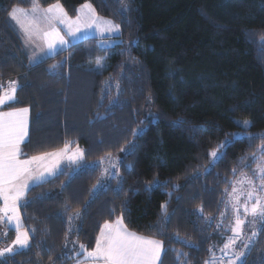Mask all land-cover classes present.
I'll return each mask as SVG.
<instances>
[{
	"label": "trees",
	"instance_id": "1",
	"mask_svg": "<svg viewBox=\"0 0 264 264\" xmlns=\"http://www.w3.org/2000/svg\"><path fill=\"white\" fill-rule=\"evenodd\" d=\"M57 2L72 18L90 2L120 32L112 45L85 37L30 63L9 12L33 0H0V84L18 86L6 108L29 109L23 156L66 144L83 154L82 165L27 193L30 248L0 261L82 262L80 245L91 251L104 222L123 212L129 230L163 242L162 264H205L229 234L220 217L227 189L264 142V0H37ZM232 134L213 165L210 152ZM109 154L121 161L120 178L94 191L101 169L91 163ZM15 235L9 229L0 249ZM246 264H264V232Z\"/></svg>",
	"mask_w": 264,
	"mask_h": 264
},
{
	"label": "snow or ice",
	"instance_id": "2",
	"mask_svg": "<svg viewBox=\"0 0 264 264\" xmlns=\"http://www.w3.org/2000/svg\"><path fill=\"white\" fill-rule=\"evenodd\" d=\"M122 13L128 9H122ZM37 0H33V18L28 20L27 13L23 9H18L13 6L9 12L10 20L16 21L21 24L20 16L24 17L25 32L29 35L37 34L40 31L39 21L43 20L50 27L49 30L43 31V38L46 44V51L55 52L57 44L64 46L70 43L61 35L60 30L56 27L57 24L65 25L67 35L72 39H77L78 34L86 32L95 26V29L103 35L108 33H119L120 25L114 24L112 21H103L105 27H101V18L96 15L95 9L90 3H85L78 10L79 13L72 20L68 17L66 11L60 3L49 5L42 10ZM264 40V37L261 38ZM103 58H97L96 64L98 68L103 66ZM37 61L42 62L40 57H30V63ZM55 67V65H53ZM18 86L16 82H10V89L0 93V106L5 105L7 102L16 100V92ZM28 108H13L10 111H0V200L3 201V206L0 207V221L7 218L8 222L15 221V239L8 247L0 249V258L7 255L14 256L20 250L30 248L31 236L28 230H24L20 222L19 207L26 206L27 201L25 197L27 193L36 186H39L58 174L59 159L62 153H45L44 155L32 156L27 159H21L23 155L21 145L28 137ZM244 125L250 124L247 119L244 120ZM143 129H138L133 132V136L139 137ZM239 134H232V140H225L222 142L217 150L210 152L213 158V165L216 161L223 159L226 155V150L236 141ZM135 147L131 144L128 149L122 148L121 152H129ZM67 144L65 145V149ZM223 150V151H222ZM260 151L264 153V146H261ZM83 154L80 152L73 153L68 157L69 160L76 162L82 159ZM254 158V157H253ZM110 167L104 170L105 175L110 178H120L119 168L121 161L119 159L112 160L109 154ZM128 167H131L130 165ZM114 170V171H113ZM235 171V169L233 170ZM255 180H259L257 184ZM247 184V189H237L235 186L232 188L231 207L235 214L234 224L231 226L230 231L232 236L227 238V241L220 249L224 256H229L230 251L232 258L229 259L227 264H246L247 255L250 254L251 247L254 246L255 240L260 232H264V162L258 165L256 175L254 178H246L240 182ZM108 190V189H105ZM241 197H244L241 202ZM165 215H167V203L161 205ZM122 209L127 210L126 202L122 204ZM115 212V209L111 210ZM202 211V209H201ZM243 217L251 216V220H246ZM222 215H224L222 213ZM82 213L76 211L74 215L68 216V221L71 223L73 220L80 219ZM259 222V228L255 225ZM170 223V218L166 220ZM253 226L251 236L243 237L242 233L245 225ZM219 227V226H218ZM72 229H69L71 232ZM178 238V237H177ZM241 240L244 250L235 251L236 241ZM187 243V241H185ZM191 246V245H190ZM80 250L86 253V259H91L94 264H162L161 254L164 251L163 242L156 239L138 236L130 232L124 223L123 212L117 216L113 221H105L100 229V234L96 238L95 248L87 251L84 245H80ZM80 252L76 255L80 256ZM179 255V253H178ZM187 255V254H185ZM51 259V257H49ZM0 264H6V261H0ZM82 264V262H81ZM211 264V262H205Z\"/></svg>",
	"mask_w": 264,
	"mask_h": 264
},
{
	"label": "rangeland",
	"instance_id": "3",
	"mask_svg": "<svg viewBox=\"0 0 264 264\" xmlns=\"http://www.w3.org/2000/svg\"><path fill=\"white\" fill-rule=\"evenodd\" d=\"M85 3H90V2H85ZM18 7H20V6H18ZM21 8H23V7H21ZM30 8L33 9V6L30 7ZM30 8H27V9H30ZM41 8H43V7H41ZM41 14H42V10H41L40 13H36L35 15H41ZM79 14H81V13H79ZM33 15H34L33 12H30V16L28 17V20H32ZM96 15L101 18V27H105V25H103V23H102L103 21H112L114 24H116L110 18L103 17V16H100L98 14H96ZM68 17L71 18L72 20H75V18H76V17L72 18L70 16H68ZM20 19L22 20L21 24H24V17L22 15H20ZM24 27H27V24H24ZM24 27L20 26L21 36H23V40H24L26 48L28 49V51H30L29 61H30V57H33L34 55L37 56V57H40V59H42V58H44L46 56L52 55L55 52L67 47L68 45H70L73 42H76L78 40H81V39H83L85 37H90V36L98 37V39L100 41V44L102 46H109V45H112V44H114L116 42V38L115 37L119 34V33H108V32H105L103 35H101V33L98 32L95 29V26H94L92 29H90V30H88L86 32H82L81 34H78V38L77 39H72L71 37H69L66 34L67 33L66 26L65 25H61V24H57L56 27L60 30L61 35H63L66 40H69L70 43L67 44V45H64V46H61V45L57 44V46H56V50L57 51L51 52V51H46V44H45V41H44V38H43V31L49 30L48 28L50 27L46 22H44L43 20L39 21L40 31L37 34L31 35L30 39H29V35L25 32ZM10 82H12V80H8L5 83V85L3 86L2 91H1L2 93L4 91L10 89ZM261 146H264V142L258 146L257 151H256V153L253 156L254 158L252 157V159L250 161V165L247 167V169L245 171H243V172H239L237 174V176L231 181V185L227 189L226 197H225V206H224V209L222 211V213L224 215L221 214V216H220L224 229L229 232V234L226 236L225 242L227 241V238L229 236L233 235L232 232L230 231V228L234 224V216H235V214H234V212L232 210V207H231V203H230L232 198L229 195V193L232 192L233 186H235L238 190L239 189H247L248 185L246 183L245 184H241L240 182L245 180L246 178H254L255 175H256V170L258 168V165L261 164V162H264V153H262L260 151ZM76 152L82 153V150H81V148L79 146L71 147V146L67 145L66 149H65V146H64V148H62V149L60 148V150L59 149L58 150H54V151L49 152V153H62V155H61V157L59 159V165H58V172H59V171L63 170L66 166H69V165H82L83 164V157H82V159H79L76 162H73V161L68 159L69 156H71L73 153H76ZM44 154H38V155H44ZM33 156H37V155H33ZM111 156H113V155H111ZM30 157H32V156H30ZM108 157H109V155L103 157L100 160H97V161L91 163L92 165H97L98 164L100 166V169H101L100 177L98 179V182L96 183V186L94 187V191L99 190L100 188H102V187L107 185L109 176L105 175L104 170L106 168L110 167L108 165H105V163L108 162ZM27 158H29V157H27ZM27 158H22L21 157V159H27ZM111 158H113V157H111ZM255 182L258 184L259 180H255ZM261 195H264V193H261ZM243 200H244V197H241V202H243ZM2 206H3V201H2V204H1L0 207H2ZM19 215H20V222H21V224L23 226V220H22V214H21V211H20V207H19ZM241 215H242V218H245L246 220H251L252 219L251 216L243 217V213L242 212H241ZM259 226H260L259 222H257L255 227L259 228ZM11 228L15 230V221L8 222L7 218H5L3 221H0V231L2 232L3 238H5L7 236L8 230L11 229ZM23 229L24 230H28L26 228H23ZM252 230H253V226H249V225L246 224L245 227H244L243 233H242V239H243V237L251 236ZM29 234H30V232H29ZM142 237H145V236H142ZM253 239L255 240L256 238H253ZM11 244H12V242L7 243V244H5V247L10 246ZM223 244L221 246H218V247L212 249L211 256L206 262H211V264H227L229 259L232 258V253L230 251L229 256H224V253L220 251V249L223 247ZM242 250H244V249L242 247L241 240H237L236 241V246H235V251H242Z\"/></svg>",
	"mask_w": 264,
	"mask_h": 264
},
{
	"label": "crops",
	"instance_id": "4",
	"mask_svg": "<svg viewBox=\"0 0 264 264\" xmlns=\"http://www.w3.org/2000/svg\"><path fill=\"white\" fill-rule=\"evenodd\" d=\"M82 6V5H81ZM81 6H80V8H81ZM16 8H18V9H23L24 10V12L25 13H27V16L29 17L30 16V12H33L32 10V8H30V9H27V8H21V7H18V6H16ZM45 8H47V7H45ZM44 7L43 8H41L40 7V9L41 10H43V9H45ZM80 10V9H79ZM29 13V14H28ZM32 15V14H31ZM18 16H20V14L18 13ZM22 21V20H21ZM12 22L14 23V25L16 26V28L18 29V31L20 32V34H21V29H20V26H21V24H17L16 23V21H13L12 20ZM49 29V28H48ZM22 39H23V36H22ZM23 42H24V40H23ZM25 44V43H24ZM55 51H57V50H55ZM29 55H30V51H29ZM2 93V92H1ZM7 103H9V102H7ZM6 103V104H7ZM6 104L5 105H3V106H0V111H10V110H12L13 108H6ZM20 108H27V107H20ZM28 126H29V112H28ZM27 139V137L25 138V140ZM64 148V147H63ZM21 149H22V145H21ZM62 149V148H61ZM74 149V148H73ZM72 149V150H73ZM60 150V149H59ZM22 158H27V157H29L30 158V156H21ZM115 220V219H114ZM113 221V220H112ZM129 230V229H128ZM130 232H133V233H135V234H137L138 236H144V235H141V234H138V233H136V232H134V231H132V230H129ZM99 234H100V232H99ZM98 234V235H99ZM146 238H151V239H156V240H159V239H157V238H153V237H149V236H145ZM161 241V240H160ZM94 248H95V246H94ZM93 248V249H94ZM162 255V254H161ZM76 264H81V262H78V263H76ZM82 264H94V262L91 260V259H86V254L84 255V260L82 261ZM158 264H159V262H158Z\"/></svg>",
	"mask_w": 264,
	"mask_h": 264
},
{
	"label": "built area",
	"instance_id": "5",
	"mask_svg": "<svg viewBox=\"0 0 264 264\" xmlns=\"http://www.w3.org/2000/svg\"><path fill=\"white\" fill-rule=\"evenodd\" d=\"M3 88V86L0 84V89H2ZM3 241V236H2V232L0 231V242H2Z\"/></svg>",
	"mask_w": 264,
	"mask_h": 264
}]
</instances>
